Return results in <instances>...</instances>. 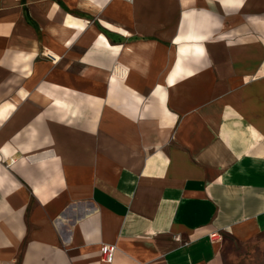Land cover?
Returning <instances> with one entry per match:
<instances>
[{
  "label": "crops",
  "instance_id": "obj_1",
  "mask_svg": "<svg viewBox=\"0 0 264 264\" xmlns=\"http://www.w3.org/2000/svg\"><path fill=\"white\" fill-rule=\"evenodd\" d=\"M264 264V0H0V264Z\"/></svg>",
  "mask_w": 264,
  "mask_h": 264
},
{
  "label": "built area",
  "instance_id": "obj_2",
  "mask_svg": "<svg viewBox=\"0 0 264 264\" xmlns=\"http://www.w3.org/2000/svg\"><path fill=\"white\" fill-rule=\"evenodd\" d=\"M127 1H133V0H127ZM117 251V246L114 244H105L102 247V262L106 264H111L114 260L115 253Z\"/></svg>",
  "mask_w": 264,
  "mask_h": 264
}]
</instances>
